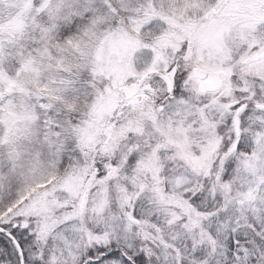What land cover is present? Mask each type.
Wrapping results in <instances>:
<instances>
[{
    "label": "snow or ice",
    "instance_id": "snow-or-ice-1",
    "mask_svg": "<svg viewBox=\"0 0 264 264\" xmlns=\"http://www.w3.org/2000/svg\"><path fill=\"white\" fill-rule=\"evenodd\" d=\"M0 264H264V0H0Z\"/></svg>",
    "mask_w": 264,
    "mask_h": 264
}]
</instances>
